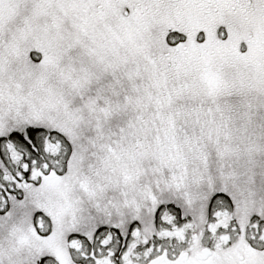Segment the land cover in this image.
I'll use <instances>...</instances> for the list:
<instances>
[{"label":"snow or ice","instance_id":"1","mask_svg":"<svg viewBox=\"0 0 264 264\" xmlns=\"http://www.w3.org/2000/svg\"><path fill=\"white\" fill-rule=\"evenodd\" d=\"M0 264H264V0H0Z\"/></svg>","mask_w":264,"mask_h":264}]
</instances>
